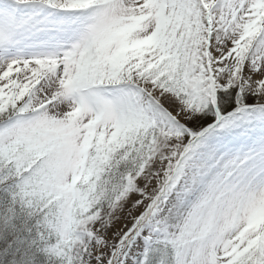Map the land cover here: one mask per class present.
<instances>
[{
	"label": "snow or ice",
	"instance_id": "1",
	"mask_svg": "<svg viewBox=\"0 0 264 264\" xmlns=\"http://www.w3.org/2000/svg\"><path fill=\"white\" fill-rule=\"evenodd\" d=\"M0 264H264V0H0Z\"/></svg>",
	"mask_w": 264,
	"mask_h": 264
}]
</instances>
